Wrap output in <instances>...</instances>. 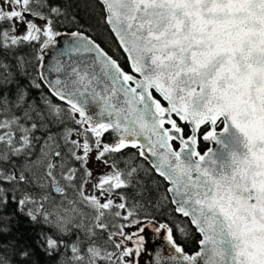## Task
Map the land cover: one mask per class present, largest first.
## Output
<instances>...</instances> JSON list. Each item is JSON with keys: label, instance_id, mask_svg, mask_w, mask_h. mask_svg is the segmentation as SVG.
<instances>
[{"label": "snow or ice", "instance_id": "obj_1", "mask_svg": "<svg viewBox=\"0 0 264 264\" xmlns=\"http://www.w3.org/2000/svg\"><path fill=\"white\" fill-rule=\"evenodd\" d=\"M92 6L127 70L81 31L45 65L69 35L57 30L66 5L0 0V219L15 205L51 229L40 246L56 264H138L153 223L143 172L155 207L173 206L153 230L174 264H264V0ZM24 45L38 46L35 76L23 56L6 60ZM200 139L216 147L201 153ZM93 156L105 166L95 182ZM193 229L199 250L188 254ZM0 264L13 261L0 254Z\"/></svg>", "mask_w": 264, "mask_h": 264}, {"label": "trees", "instance_id": "obj_2", "mask_svg": "<svg viewBox=\"0 0 264 264\" xmlns=\"http://www.w3.org/2000/svg\"><path fill=\"white\" fill-rule=\"evenodd\" d=\"M57 2L67 7V17H60V23L57 24V30L61 33L81 31L85 35H88L91 39L96 41L109 55L120 60L121 64L127 70V62L124 57V53L119 49L118 43L115 40L113 33L109 26L103 20V14L99 8H95L92 5L95 4V0H57ZM75 17V19H73ZM40 23L39 21H37ZM38 52V46L33 47L31 45H24L21 48L15 50V53H9L6 55V60L11 63H16V55L23 56L28 72L35 76L33 66L37 64L35 56ZM16 80L19 84L27 86L29 82V76L17 75ZM15 87V85L11 86ZM31 95L38 98V90L30 89ZM62 127V126H61ZM207 126L202 127L203 132ZM219 131V129H217ZM40 135V133H37ZM177 147H179L177 145ZM211 147L210 142L199 140V150L201 153L207 151ZM135 150H130L134 152ZM123 164V163H121ZM155 177L146 176L143 172L140 173V180L143 184L151 187L153 190L147 193L143 197V201L147 205V213L150 219L153 221L151 225L156 227L160 223L169 222V213L171 212L172 205L167 207H161L157 209L155 203L158 199V193L155 192L154 186L151 185V180ZM130 197H135L140 200L141 197L135 196L134 189L127 190ZM149 200L151 201L149 203ZM4 215L7 219H0V254L8 256L13 264H56L57 256H49L40 246L42 244L41 233H50L46 225L42 223H34L26 215L16 210L15 205H11ZM144 214L141 213L143 219ZM135 228L127 229L126 231H135ZM194 239L181 241L185 251L188 254H193L199 250L197 241L200 239L199 234L195 233L193 229ZM28 250L30 258L27 261L21 260L19 252Z\"/></svg>", "mask_w": 264, "mask_h": 264}, {"label": "water", "instance_id": "obj_3", "mask_svg": "<svg viewBox=\"0 0 264 264\" xmlns=\"http://www.w3.org/2000/svg\"><path fill=\"white\" fill-rule=\"evenodd\" d=\"M68 33V36L62 35L58 37L59 44L51 48L50 50H45L44 57H45V65L50 64L53 62V58L58 50L62 49L70 39L71 32ZM114 35V34H113ZM115 37V36H114ZM66 59V58H65ZM45 73H47V68L44 69ZM49 78H55V74H48ZM203 127V126H202ZM108 134H106L107 136ZM111 139V137H108ZM211 148H215L216 145L212 142ZM156 228L155 226L149 225L145 232L141 235L145 236V245L144 250L141 251V255L138 258V264H174L173 261L169 259L171 255H177L174 251L170 248L167 241L164 239V233H156L153 229ZM126 245L129 247L135 246L132 241H126Z\"/></svg>", "mask_w": 264, "mask_h": 264}, {"label": "flooded vegetation", "instance_id": "obj_4", "mask_svg": "<svg viewBox=\"0 0 264 264\" xmlns=\"http://www.w3.org/2000/svg\"><path fill=\"white\" fill-rule=\"evenodd\" d=\"M91 164L94 165L93 170L95 171V174L97 176L98 174H101L104 172L105 166L102 163L96 161L95 158L93 159V162H91ZM121 167H123V164H121ZM88 187H90V185Z\"/></svg>", "mask_w": 264, "mask_h": 264}, {"label": "rangeland", "instance_id": "obj_5", "mask_svg": "<svg viewBox=\"0 0 264 264\" xmlns=\"http://www.w3.org/2000/svg\"><path fill=\"white\" fill-rule=\"evenodd\" d=\"M23 29H21V31H22ZM93 159H94V157L91 159V161H90V163H89V167H90V169L92 170V172H93V182H95L97 179H98V176L95 174V171L93 170V167H94V165H92L91 164V162H93ZM91 164V165H90ZM90 188V187H89ZM117 200H118V198H117Z\"/></svg>", "mask_w": 264, "mask_h": 264}, {"label": "bare ground", "instance_id": "obj_6", "mask_svg": "<svg viewBox=\"0 0 264 264\" xmlns=\"http://www.w3.org/2000/svg\"><path fill=\"white\" fill-rule=\"evenodd\" d=\"M151 226H154V225H151ZM156 227V226H155ZM129 247V246H128ZM133 248H135V246H133Z\"/></svg>", "mask_w": 264, "mask_h": 264}]
</instances>
